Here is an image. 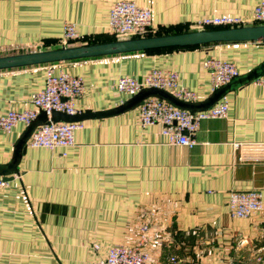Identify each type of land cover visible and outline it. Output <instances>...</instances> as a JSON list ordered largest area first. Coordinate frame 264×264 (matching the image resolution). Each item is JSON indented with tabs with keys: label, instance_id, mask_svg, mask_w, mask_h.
Instances as JSON below:
<instances>
[{
	"label": "crops",
	"instance_id": "crops-1",
	"mask_svg": "<svg viewBox=\"0 0 264 264\" xmlns=\"http://www.w3.org/2000/svg\"><path fill=\"white\" fill-rule=\"evenodd\" d=\"M153 11L156 30L231 17L255 25L264 0H0V57L61 47L68 24L80 39L111 36L119 2ZM209 59L231 62L239 76L264 62V43L221 44L0 71V116L33 109L51 70L81 78L78 114L105 112L132 97L123 77L172 71L199 102L214 92ZM225 119L201 124L193 148L170 144L163 126H144L136 108L82 122L68 148L28 147L18 171L0 175V264H99L115 246H138L148 227V264H257L264 255V210L235 218L232 191H260L264 208V86L227 94ZM0 130V166L9 165L27 131Z\"/></svg>",
	"mask_w": 264,
	"mask_h": 264
},
{
	"label": "built area",
	"instance_id": "built-area-1",
	"mask_svg": "<svg viewBox=\"0 0 264 264\" xmlns=\"http://www.w3.org/2000/svg\"><path fill=\"white\" fill-rule=\"evenodd\" d=\"M254 21L255 25H264V2L255 9ZM240 26H245L240 19L215 17L197 21L193 24V30ZM110 32L111 36L119 40L148 37L156 33L152 9L139 7L130 1L119 2L111 11ZM79 39L75 26L68 24L61 40V47H68ZM205 67L211 72L214 90L229 84L240 75L236 65L227 61L209 59L205 62ZM256 82L264 86V75ZM148 88L166 90L185 102H198L197 95L181 84L180 76L176 72L152 70L141 79L123 77L118 82V90L131 97ZM84 90L85 86L81 78L63 72L56 74L51 67L45 88L32 100L33 109L25 112H9L5 116H0V130L11 132L19 124L30 126L41 112H46L49 121L35 130L27 143L28 147L52 150L71 147L75 143L76 132L83 129V123H55L51 121V115L54 111L68 115L78 114L75 102L83 95ZM139 110L144 126L161 124L163 134L168 137L170 144L193 148L197 145L195 136L201 124L208 120L225 119L229 106L222 99L208 110L189 112L178 109L163 100L149 98L144 101ZM5 184L6 180L0 176V187ZM229 208L233 217L249 218L254 213L264 210L262 193L256 190L232 191ZM147 231L148 227L145 226L138 246H115L111 249L108 258L99 264H148L151 255L145 248L148 242ZM170 262L186 264L175 256L170 259ZM256 262L264 264V255L258 254Z\"/></svg>",
	"mask_w": 264,
	"mask_h": 264
},
{
	"label": "water",
	"instance_id": "water-1",
	"mask_svg": "<svg viewBox=\"0 0 264 264\" xmlns=\"http://www.w3.org/2000/svg\"><path fill=\"white\" fill-rule=\"evenodd\" d=\"M247 43H264V25L191 30L177 34L127 38L112 42L60 47L25 54L2 56L0 57V71L140 54L166 49H186L221 44ZM263 75L264 62L248 74L239 76L229 84L218 88L207 100L203 102H185L179 100L166 90L148 88L132 97L122 106L113 110L105 112L82 113L76 115H68L62 112L54 111L51 115V121L55 123H77L91 119L112 117L139 108L144 103V101L149 98L163 100L181 110L189 112H201L213 107L216 103L224 99L229 92L237 90L239 87L246 84L252 83ZM48 121L49 117L47 113L41 112L39 117L27 127V131L16 147L12 162L7 166H0V175L6 176L12 172L18 171L20 159L27 151V143L29 139L38 127L44 125Z\"/></svg>",
	"mask_w": 264,
	"mask_h": 264
},
{
	"label": "trees",
	"instance_id": "trees-1",
	"mask_svg": "<svg viewBox=\"0 0 264 264\" xmlns=\"http://www.w3.org/2000/svg\"><path fill=\"white\" fill-rule=\"evenodd\" d=\"M210 29H220V28H210ZM191 31L189 27H177V28H170V29H159L157 30L156 33L150 35V36H160V35H169V34H177V33H183V32H188ZM118 39L114 36H110L109 38L103 39L100 42L97 41H91L88 42L87 44H96V43H104V42H112V41H117ZM198 48V47H195ZM186 49H194V48H186ZM171 50H177V49H166V50H159V51H151L147 53H155V52H163V51H171Z\"/></svg>",
	"mask_w": 264,
	"mask_h": 264
},
{
	"label": "rangeland",
	"instance_id": "rangeland-1",
	"mask_svg": "<svg viewBox=\"0 0 264 264\" xmlns=\"http://www.w3.org/2000/svg\"><path fill=\"white\" fill-rule=\"evenodd\" d=\"M189 29H191V30H193L194 28H193V26L192 27H190ZM119 40V39H118ZM60 48V47H59ZM55 49V48H54Z\"/></svg>",
	"mask_w": 264,
	"mask_h": 264
}]
</instances>
